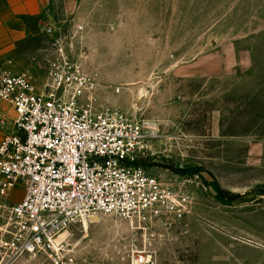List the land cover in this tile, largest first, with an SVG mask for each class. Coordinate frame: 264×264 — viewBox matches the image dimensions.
Listing matches in <instances>:
<instances>
[{"label": "rangeland", "instance_id": "rangeland-1", "mask_svg": "<svg viewBox=\"0 0 264 264\" xmlns=\"http://www.w3.org/2000/svg\"><path fill=\"white\" fill-rule=\"evenodd\" d=\"M91 2L90 19H25L0 71L42 85L53 58L44 28L81 40L95 106L150 124L136 164L190 194V213L154 242L155 264H264V0ZM62 234L59 262L40 254L20 264H131L130 225L118 217Z\"/></svg>", "mask_w": 264, "mask_h": 264}, {"label": "built area", "instance_id": "built-area-1", "mask_svg": "<svg viewBox=\"0 0 264 264\" xmlns=\"http://www.w3.org/2000/svg\"><path fill=\"white\" fill-rule=\"evenodd\" d=\"M76 34L84 30L75 25ZM52 60L42 85L0 71V264L44 254L59 262L72 223L112 215L130 225L131 264H155L154 242L190 213L189 192L136 164L150 124L95 106V75L81 40L50 24ZM23 186L20 200L13 196Z\"/></svg>", "mask_w": 264, "mask_h": 264}, {"label": "crops", "instance_id": "crops-1", "mask_svg": "<svg viewBox=\"0 0 264 264\" xmlns=\"http://www.w3.org/2000/svg\"><path fill=\"white\" fill-rule=\"evenodd\" d=\"M91 9V0H0V56L27 35L29 26L25 19L36 18L39 24L57 14L90 19L86 13ZM11 127L8 121L0 122V141Z\"/></svg>", "mask_w": 264, "mask_h": 264}, {"label": "bare ground", "instance_id": "bare-ground-1", "mask_svg": "<svg viewBox=\"0 0 264 264\" xmlns=\"http://www.w3.org/2000/svg\"><path fill=\"white\" fill-rule=\"evenodd\" d=\"M85 223V224H87V220L86 219H84L83 221H82V223ZM86 226V225H85ZM61 237H64V234H61Z\"/></svg>", "mask_w": 264, "mask_h": 264}]
</instances>
